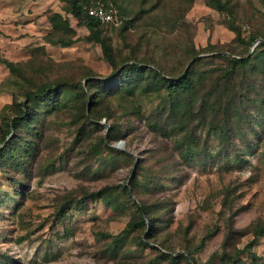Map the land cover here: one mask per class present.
Returning a JSON list of instances; mask_svg holds the SVG:
<instances>
[{"label":"rangeland","instance_id":"374dc122","mask_svg":"<svg viewBox=\"0 0 264 264\" xmlns=\"http://www.w3.org/2000/svg\"><path fill=\"white\" fill-rule=\"evenodd\" d=\"M110 1L128 21L102 26L117 70L101 44L87 40L90 31L67 1L0 0V264H206L226 249L237 255L264 223L262 41L252 52L264 41V0ZM193 47L200 57L220 50L258 59L242 74L247 98L239 117L205 124L198 117L190 126L197 133L192 160L178 137L149 125L168 116L167 91L127 96L123 88L143 75L122 73L138 59L177 77L193 61ZM114 76L121 90L107 95L103 82ZM53 83L58 94L26 99ZM24 101L30 112L20 120ZM112 125L118 140H109ZM143 204L154 227L148 221L124 236ZM256 243V257L237 255L238 264H264V236ZM184 253L189 260L179 258Z\"/></svg>","mask_w":264,"mask_h":264},{"label":"trees","instance_id":"16d2710c","mask_svg":"<svg viewBox=\"0 0 264 264\" xmlns=\"http://www.w3.org/2000/svg\"><path fill=\"white\" fill-rule=\"evenodd\" d=\"M64 1L69 3V13L78 19L80 25L85 26L90 31V36L87 38V40H95L97 43H100L106 59L111 62L113 67H115L114 70H117V60H115L113 56L112 47L102 35V26L109 25L111 23H102L98 19L89 15L87 8L91 5V2L84 5L81 3V0ZM216 1L218 4L221 3V0ZM115 4L117 5V3ZM119 12L123 23H128L125 15L120 9ZM59 18L60 16L56 14L51 16V19L54 21ZM66 27H68V24ZM258 37L259 35L253 36L251 38V42L254 43ZM238 39H241L240 34H238ZM71 43L72 42H68L66 45ZM260 44V46H264V41H262ZM191 50L193 53L191 57L193 58V63L190 64L188 69L186 68L184 73L182 72L177 77L166 76L163 71L153 65V63L138 59H134L132 61L133 63H130L127 68L124 69L122 74L132 72L133 74L143 75V78H137L136 81L131 80V82L128 83L129 86H127V88H123L126 89L125 92H127V96H134L137 91H142L143 93L147 94L148 92L160 91L161 89L167 91L170 98V101H168L170 103L168 116L164 120V113L160 114L155 121H149V125L154 133L178 137L179 148L184 150L185 155L191 156L193 160L196 152V150H193V147L195 145V139H197V133L195 126L191 128L192 130H189L190 126L198 117L202 121L201 123L204 124L208 122L209 119H211V121L215 120V118L218 116H224V119L229 121L233 118L239 117L241 111L240 106H243V104L246 105L245 101L247 98V90L244 87V84L241 82L244 80L242 78V74H245L244 72L246 70L252 68L255 65L258 55L254 54L251 56H242L241 58L231 57L229 54L219 53L221 51L217 50L211 51V53L216 52V54L200 57V52H198L194 47ZM218 60H222L225 63H222L220 68L212 67V65L217 64ZM6 64L13 66V64L8 61H6ZM115 76L113 80L110 79L103 82V84H106L108 87H110V92H107V95L118 93V91L121 90V88H119L121 86L114 82L116 80ZM131 79H134V77ZM159 84L163 86L157 88ZM60 87L61 85L58 83L49 84L44 88L29 92L26 96V99L44 100L47 94H58V92H60ZM23 104L25 105V111L23 112L22 116L19 117L20 120H26L28 118L27 115H29L30 112L28 104L25 103V101ZM197 104L198 109H196ZM9 124L10 125L6 129L3 141H6V139L11 134H13V130L15 129V124L13 122ZM111 131V134H109V140H118L119 137L117 136L118 132L116 126L112 125ZM221 132L225 133V129L223 128ZM121 137L124 138L125 136L121 134ZM118 187H121L124 193L131 195L128 185L121 184ZM113 188H115V186L107 187L105 190H113ZM102 192L103 191L100 193ZM139 210L141 212L140 220L129 224L128 227L122 232L124 236H127L129 233L135 230L147 227L148 221L151 222V227H154V222L156 220L150 215L152 212L151 208H148L147 204H143L142 206H139ZM230 233H232V230ZM103 235L116 241L119 239L117 234ZM263 236L264 223L255 231L254 239L247 245L245 249L239 250L237 255L246 253L256 257V254L253 253V247L255 244H257L256 242L260 239V237ZM155 237L156 236L153 233L147 235L148 239L154 238L156 240ZM140 242L143 245L146 244L144 239H141ZM204 247V242H202L199 246V250H202ZM226 250L221 254L218 252L214 253L206 264H212L215 260H217V258L222 259L228 264H238L239 260L236 259L237 255H229ZM188 254H191V252ZM161 255L164 254L160 252L159 257H161ZM179 258L189 260V256L185 253L180 254ZM194 263L196 264V262Z\"/></svg>","mask_w":264,"mask_h":264},{"label":"built area","instance_id":"2783aa9c","mask_svg":"<svg viewBox=\"0 0 264 264\" xmlns=\"http://www.w3.org/2000/svg\"><path fill=\"white\" fill-rule=\"evenodd\" d=\"M87 10L91 17L98 19L102 23H111L118 26L123 24L119 9L113 1H93Z\"/></svg>","mask_w":264,"mask_h":264},{"label":"water","instance_id":"95a60500","mask_svg":"<svg viewBox=\"0 0 264 264\" xmlns=\"http://www.w3.org/2000/svg\"><path fill=\"white\" fill-rule=\"evenodd\" d=\"M260 41H263V39H262V38L258 39V41L253 45L252 52L255 51V49H256V47L258 46V43H259ZM250 55H251V54H250ZM191 63H193V62H191ZM191 63H189L188 67L190 66ZM188 67H187V68H188ZM121 145H122V143H120L119 146L116 145V147L119 148V149H121V148H122Z\"/></svg>","mask_w":264,"mask_h":264}]
</instances>
